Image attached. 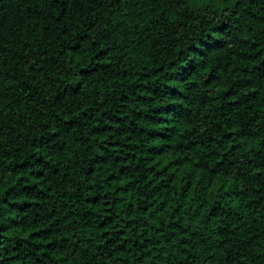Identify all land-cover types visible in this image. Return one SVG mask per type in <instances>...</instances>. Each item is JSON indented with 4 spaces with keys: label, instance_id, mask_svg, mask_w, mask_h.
I'll use <instances>...</instances> for the list:
<instances>
[{
    "label": "trees",
    "instance_id": "16d2710c",
    "mask_svg": "<svg viewBox=\"0 0 264 264\" xmlns=\"http://www.w3.org/2000/svg\"><path fill=\"white\" fill-rule=\"evenodd\" d=\"M0 264H264V0H0Z\"/></svg>",
    "mask_w": 264,
    "mask_h": 264
}]
</instances>
